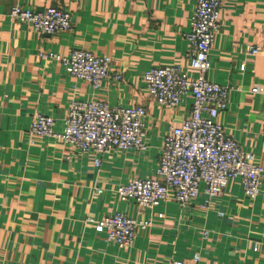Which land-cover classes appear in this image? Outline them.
Wrapping results in <instances>:
<instances>
[{"label": "crops", "instance_id": "0c3cea01", "mask_svg": "<svg viewBox=\"0 0 264 264\" xmlns=\"http://www.w3.org/2000/svg\"><path fill=\"white\" fill-rule=\"evenodd\" d=\"M197 0H0V264H264V176L254 199L230 183L206 209L203 198L182 207L173 200L154 209L121 203L118 186L153 175L164 136L190 115V100L160 107L145 90L150 66L189 67L186 40ZM220 29L210 50L207 79L229 89L218 117L226 134L264 168V0H220ZM13 6L58 7L71 28L41 35L9 17ZM247 47L259 50L251 55ZM75 50L107 59L122 80L97 92L73 79L49 52ZM245 69L240 71V66ZM99 99L110 107L141 106L147 151L112 152L99 168L91 156L51 137L34 138V115L62 129L72 101ZM33 140V141H31ZM32 142V143H31ZM264 175V174H263ZM101 189L97 194L94 189ZM115 212L153 217L131 246L118 248L94 232L88 219ZM162 219H156L157 214Z\"/></svg>", "mask_w": 264, "mask_h": 264}, {"label": "built area", "instance_id": "2783aa9c", "mask_svg": "<svg viewBox=\"0 0 264 264\" xmlns=\"http://www.w3.org/2000/svg\"><path fill=\"white\" fill-rule=\"evenodd\" d=\"M220 4V0H197L189 19L186 40L190 47L189 67L195 71L194 75L178 64L150 66L143 71L147 95L158 106L174 109L189 99L190 115L164 136L152 176L137 177L117 187L119 202L154 209L169 200L184 207L203 198L200 208L206 209L234 181L240 183L245 197L258 196L264 168L252 153H244L218 123L219 115L228 105L229 89L207 79L211 69L210 50L220 29ZM9 17L29 24L35 32L46 36L71 28L70 14L58 7L34 11L13 6ZM247 50L251 55L259 52L254 47H247ZM40 57L59 63L65 73L87 84L93 92L108 79L122 80L121 73L110 71L107 59L90 52L75 50L66 56L49 52ZM239 69L243 71L245 65ZM262 92L260 87L251 90L253 94ZM145 115L141 106L110 107L99 99L72 101L60 131L54 130L56 121L52 116L36 114L31 120L29 134L32 139L51 137L70 145L91 156L93 167L99 168L103 158L112 152L147 151ZM94 191L101 193L99 188ZM155 218L163 216L159 213ZM88 222L105 242L122 249L131 246L139 233L151 228L153 217L135 219L115 212L97 221L88 219ZM171 264L189 263L175 259ZM191 264H200L197 254Z\"/></svg>", "mask_w": 264, "mask_h": 264}]
</instances>
